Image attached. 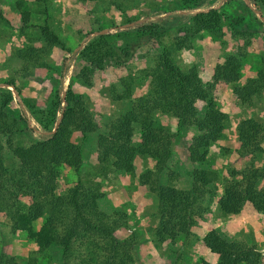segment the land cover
<instances>
[{"label": "trees", "instance_id": "obj_1", "mask_svg": "<svg viewBox=\"0 0 264 264\" xmlns=\"http://www.w3.org/2000/svg\"><path fill=\"white\" fill-rule=\"evenodd\" d=\"M180 1L181 11L177 10L176 14L183 24L177 27L179 33L172 37L169 45L162 44L159 35L165 27L164 19L172 10L162 15L151 14L156 10L141 13L137 21L134 16L125 18L126 22L133 23L124 27L123 32H132L137 38L143 37L145 42L158 40L161 49L153 54L151 64L142 69L146 77L144 92L133 94L131 75L121 77L118 87L110 90L115 99L130 97L131 101L127 109L107 119L105 131L97 129L83 95L65 83V70L74 56L84 64L87 72L120 65L134 54L132 40L113 42L111 33L116 28L106 32L97 29L93 33L88 30L83 33L85 38L79 47L72 50L59 32L44 21L38 25L39 42L28 41L14 50L21 61L16 72L24 78H37L33 69L47 66L45 55L50 48H57L64 58L57 86L50 90L43 107L29 100V96L21 95L12 78L2 80L4 85L0 86V212L8 217L13 229L24 230L31 240L34 247L27 254L26 264H36L38 254L49 258L50 253L59 256L57 264H133L138 238L135 233L117 234L118 228L126 226L128 214L121 209L106 210L98 205L97 199L103 194L100 180L86 173L78 175L65 188H59L60 167H71L78 172L82 163L81 144L73 139L74 134L84 138L95 132L93 160L96 174L102 177H113L116 166L132 173L138 154L151 159L150 167L138 177L156 201L151 240L173 241L179 235H187L200 217L202 200L213 192L218 180L221 191L215 203L221 214H235L245 203L255 210L264 207V163L248 162L243 167H231L221 177L213 169L193 168L188 186L175 185L177 172L168 163L175 132L161 125L155 112L171 115L177 129L194 125L199 130L185 145L190 162L206 158L210 144L220 137L226 117L210 95L211 84L202 83L195 66L189 65L182 75L172 57V50L189 47L192 36L200 30L218 31L222 9L211 4L215 0ZM110 2L118 6L116 0ZM242 2L256 23L248 26L242 14L233 18L231 25H235L234 32L245 46L255 26L264 28V22L244 0ZM250 2L262 13L264 0ZM207 6L210 7L202 9ZM19 13L23 27L29 11L20 10ZM3 18L0 9V19ZM243 47L215 64L224 82L231 81L229 73L238 68L245 53ZM9 86L20 94L15 102ZM232 93L236 97L245 96V99L258 98L264 93V41L253 78L245 84L234 85ZM235 130V149L239 155L262 152L264 118L243 117L236 122ZM132 139L137 141L136 146L130 143ZM5 147L9 151L8 159L4 156ZM19 191L31 193L33 199L24 203L18 197ZM43 215L45 218L36 228L29 227V221ZM203 245L217 259L200 258L199 264L264 262V252L242 239L229 240L214 227L205 231ZM1 259L12 263H2ZM0 264L16 262L11 255L4 254L0 255Z\"/></svg>", "mask_w": 264, "mask_h": 264}, {"label": "rangeland", "instance_id": "obj_2", "mask_svg": "<svg viewBox=\"0 0 264 264\" xmlns=\"http://www.w3.org/2000/svg\"><path fill=\"white\" fill-rule=\"evenodd\" d=\"M219 1L215 0L211 3L222 9L219 30H200L192 36L189 47L172 50V57L180 67L182 75L189 65H194L195 68L197 66L198 73L200 72L202 83L211 84L210 95L216 107L226 113L220 137L210 144L204 160L190 162L185 145L190 136L198 133L199 130L194 125L177 129L175 119L171 115L160 112L154 114L161 125L175 132L168 163L169 167L177 172L174 182L180 187L189 185L193 168L213 169L221 177L231 167H243L248 162L264 163V142L263 150L258 154L239 155L235 149L236 122L249 116L264 118V93L258 98L249 99H245V96L236 97L232 93L234 85L245 84L253 78L247 76V72L243 73V65H247V60L250 58V66L257 67L259 55L263 52L264 28L256 25L255 30L248 37L249 43L244 46L241 37L234 32L235 25L232 26L231 23L236 14H242L248 26L256 24L251 11L244 6L243 0H222L220 3ZM116 2L118 6L112 4L110 0H0V9L4 13V18L0 19V82L12 78L19 86L21 95L29 96V100L43 107L48 95L57 86V78L63 69L61 68L63 53L55 47L50 48L45 55L47 66L33 69L37 78H24L16 72L21 61L15 56L14 50L28 41L39 42L38 25L44 21L62 34L63 39L66 38L72 50L79 47L85 38L84 32L90 30L93 33L97 32V29L101 31L116 28L111 33L113 42L118 43L127 39L134 42V54L131 58L120 65H109L100 70L92 69L91 72H87L84 70V64H81L78 57L74 56L65 70L64 78L65 83L85 98L97 129L105 131L107 119L127 109L131 101L130 97L115 99L110 90L118 87L121 77L131 75L133 94L144 92L146 77L142 69L151 64V57L161 49V43L165 45L171 43L172 37L179 33L177 27L183 24L182 19L176 14L179 12L177 10L181 11L180 0H116ZM20 10L29 11V18L23 27L20 26ZM152 10L156 11L151 14L160 13V15L167 10H172L164 19L165 27L159 35L161 43L158 40L145 42L143 37L137 38L132 32H123L124 27L133 23L125 21L127 16H134V20H137L138 15ZM262 13L264 16V8ZM241 47L245 53L240 59L238 68L229 73L231 81L224 82L215 64L221 63L226 55L235 53ZM9 88L15 102L20 98V94L15 89L12 91L10 86ZM94 138L95 132L88 133L84 138L74 134L73 139L81 144L82 163L78 172L71 167H60L59 188H65L78 175L82 176L86 173L91 178L100 180L103 194L97 199L98 205L106 210L126 211L127 224L125 227L118 228L117 234L135 233L138 238L133 264H199L200 258L213 260L211 256H208L209 251L203 245L204 233L210 227L219 230L234 227L235 231L233 232L232 229L230 232L232 234H229L228 238L242 239L264 252V207L255 210L249 203H245V206L243 205L240 209L241 213L239 211L235 214H221L215 203L221 191L219 180L212 189L213 192L202 200L199 209L200 217L191 226L187 235H179L173 241L151 240L150 233L156 219V201L148 186L142 185L138 178L141 171L150 167L151 159L146 155L138 154L134 158L132 173H127L122 167L116 166L113 177L110 175L102 177L96 174V163L93 160ZM130 143L137 145L135 139H132ZM4 156L7 159L9 157L7 147L4 148ZM164 178L165 175L161 177V180L163 181ZM18 197L26 204L33 199V195L25 191H19ZM241 216L244 217L243 220H240ZM44 218L45 215L40 219L29 221V227L36 228ZM26 241H28L27 244H25ZM21 244L26 246L23 253H19ZM33 247L24 230L13 229L8 217L0 212V255H11L16 264H26L27 254ZM2 259V263H12ZM58 259L59 256L54 253H50L49 258L38 254L36 264H57Z\"/></svg>", "mask_w": 264, "mask_h": 264}, {"label": "crops", "instance_id": "obj_3", "mask_svg": "<svg viewBox=\"0 0 264 264\" xmlns=\"http://www.w3.org/2000/svg\"><path fill=\"white\" fill-rule=\"evenodd\" d=\"M61 36H62V34H60ZM64 40L66 41V43L68 44V41L66 40V38H64ZM250 64H251V60H250V58H248V60H247V65L245 64V65H243L244 66V71H243V73L245 74L246 72L248 73L247 74V76H251V77H253V74H254V71H255V68L254 67H251L250 66ZM245 66H247V68H245ZM196 68H197V66H196ZM200 73V72H199ZM97 203H98V201H97ZM245 206V205H244ZM248 206V205H247ZM248 208H250V207H248ZM240 211V212H239ZM238 212L239 213H241L242 211L241 210H239ZM243 216H241L240 217V220H243ZM216 229V231L221 235V236H224L225 238H227V239H229L230 240V238H228L229 237V234H232V233H230L231 231H232V229H233V232L235 231V228L234 227H232V228H228V229H226V228H222L221 230L222 231H224V232H222L221 230H219V229H217V228H215ZM145 236V235H144ZM143 236V237H144ZM28 243V241H26V243L25 244H27ZM25 245H22L21 244V246H20V251H19V253H23L24 252V250H25V248H26V246L24 247ZM154 250H155V248H154ZM208 256H211L212 257V259L213 260H215V259H217V257H216V255L215 254H213V253H210V252H208ZM187 264V263H186Z\"/></svg>", "mask_w": 264, "mask_h": 264}, {"label": "water", "instance_id": "obj_4", "mask_svg": "<svg viewBox=\"0 0 264 264\" xmlns=\"http://www.w3.org/2000/svg\"><path fill=\"white\" fill-rule=\"evenodd\" d=\"M222 0L219 1V3L221 2ZM246 2V4L258 15V17L264 22V16L262 15L261 13V10L257 7H255L251 2L250 0H244ZM218 3V4H219ZM210 6H207V7H203L202 9H207L209 8ZM141 19V18H140ZM140 19H137V20H140ZM136 20V21H137ZM132 23V21L130 22ZM108 29H104V30H101V31H107ZM96 32V31H95ZM0 85H4V82H0ZM12 91H14V87L13 86H10Z\"/></svg>", "mask_w": 264, "mask_h": 264}]
</instances>
